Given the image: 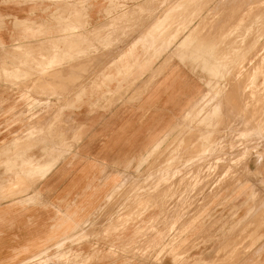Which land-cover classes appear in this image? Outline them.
<instances>
[{
	"label": "rangeland",
	"instance_id": "rangeland-1",
	"mask_svg": "<svg viewBox=\"0 0 264 264\" xmlns=\"http://www.w3.org/2000/svg\"><path fill=\"white\" fill-rule=\"evenodd\" d=\"M1 6L21 7L24 18L37 6L40 14L35 21L27 18V27L0 14V31L12 35L3 40L5 47L0 44V158H19L18 164L3 166L7 180L0 202L43 203L38 187L48 171L27 166V135L34 146L52 148L56 159L50 160L58 161L82 141L81 127L92 133L116 108L128 109L125 121L136 143L147 127H163L146 142L158 141L160 148L137 172L114 174L121 180L93 212L89 203L75 200L56 206L44 234L0 264H264V0H0ZM88 13L90 28L106 23L99 28L107 29V38H92L78 51L80 41L73 37L60 72L10 68L15 39L28 29H34L30 35L57 37L61 27L70 32L66 19L72 28L84 29ZM138 36L144 37L120 53ZM112 60L154 69L127 78L120 91L98 92L92 102L74 100ZM170 72L180 77L170 79ZM161 79L154 91L160 94L148 101ZM187 94L180 117L178 102ZM174 122L172 134L161 138ZM32 152L41 154L38 147ZM97 187L86 199L95 197ZM237 187H244L243 193H229ZM80 211L86 218L79 222ZM61 225L71 229L70 240L54 237L51 229Z\"/></svg>",
	"mask_w": 264,
	"mask_h": 264
},
{
	"label": "crops",
	"instance_id": "crops-1",
	"mask_svg": "<svg viewBox=\"0 0 264 264\" xmlns=\"http://www.w3.org/2000/svg\"><path fill=\"white\" fill-rule=\"evenodd\" d=\"M29 6L30 4H28L27 8H29ZM3 8L4 7L2 6L0 7V10L4 11H0L2 12L0 14L4 16L12 15L14 18L16 17L18 22H23L22 25L26 27L29 20H34L33 18L37 17L35 15L40 14V11L36 9L37 6H33V10L31 11H27L28 15L27 17L25 16V18L20 12L21 7H18V9L15 10L6 11ZM51 14L52 13H50V15ZM88 15L89 13L86 18H84V29L72 28L69 23L70 20L66 19L68 25L71 27L70 32L67 34L66 29L61 27L57 37H54V34L42 33V31L40 33L30 35L29 32H33L34 29H32V31L31 29H28L26 35L21 34L22 38L20 36V39H15L16 42L13 44L14 48L12 49V53H15L14 55L16 56V59L12 61L13 63L10 65V68L16 70H20L22 68H25L26 70L31 68H47L55 70L52 71L53 73L58 71L60 72V68L67 66L66 63L68 62L64 61L62 57L66 56L65 52L67 48L70 47L73 37L79 39L80 41L75 49L78 51L82 50L78 49L79 46L89 43L92 38L99 37L101 39L102 36L107 38V35H105L108 32L107 29L103 32L99 28L106 23H103L98 27L90 28L89 21L87 19ZM51 19L53 18L50 16L49 20ZM57 26H59V24H57ZM5 30L8 29H1L0 31V44L3 47L6 46L4 41L8 40L9 37L12 36L11 33L6 32ZM63 37L66 38L62 40L61 38ZM143 37L138 36L124 51L120 53L125 54L128 48L135 45V43ZM116 41H118V39H114V41L112 40V42H109L107 46H112ZM35 42H39L37 47L40 46L39 48H41H37L38 55L34 53L35 45H33V43ZM31 45L33 46V49L30 48ZM44 49L47 51L44 52ZM87 55L88 54H82L80 57ZM133 65L135 64L130 60H112L107 65V68H105L106 71H102L99 74V80H94L89 84L83 85L78 92L80 98L74 100L86 101L85 99H88L87 101L92 102L93 100L91 98H93L98 92H102L105 93L103 95H107L120 91L123 88V81L127 80V78H130L131 76L141 77L148 72H152L154 69L153 66L150 65V67H148L143 63H139V67H134ZM126 70H131V72L127 75V77H125V79H119L121 78V74L125 76ZM160 70L158 72L155 71L156 73L154 72L153 77H155ZM170 73V79L175 76L180 77V74L178 73L176 75L175 72ZM159 75L160 77L164 76L162 72ZM153 77L151 76L152 79ZM113 83H116L117 85H112ZM161 84H163L162 79L153 87V90H150L148 101L154 100L157 95L160 94L157 93V91H154L158 89ZM189 97V94H187L182 102L181 100L178 102L177 108L180 117L184 112H180V110L188 105L186 103L188 102L187 99H189ZM146 104L147 103L143 102V104L137 106V108L142 110ZM126 113H129L128 109H114L110 114L106 115L107 118L102 120L92 133L87 132V130H84L83 127H81L79 130L83 138L82 141L78 144L76 143V147H74V149L72 148L70 154L67 153L66 155H63L64 153H62V157H60L58 161L50 160V158L56 159L51 157L52 148L47 149L46 147L48 146L40 144L34 146L32 144L33 138L27 135V166L32 165L33 167H39L40 170H42V173L48 171L47 176L45 178L43 177L44 180L39 181L38 187H42L43 203L23 205L21 203H17L13 199H7L0 202V260L8 259L13 254L17 253L18 248L28 245L34 235H43L45 230L49 228L56 217V206H60L62 208L67 204V202L72 200H75L80 205H87L88 203L99 205L103 195L114 187L113 184L115 180H121V178L113 177L114 174L123 176L129 175L131 170L137 172L146 156L153 150L160 148L158 146V141H155L151 145L146 144V142L151 132L160 130L163 126L157 125L154 127H147V131L146 129L143 131V139L136 143L137 141L134 140L133 133L130 131L127 121H125ZM175 126L176 122H174L165 131V133L161 135V138H167L168 135H171ZM29 130L27 133H29ZM135 134L136 133H134V136ZM36 147L40 149V155L32 152ZM45 155H47V157ZM51 162L55 165L48 168H42L40 166L41 164H51ZM18 163L19 158L14 156H11L10 158H0V186L7 180L6 169L3 166ZM134 166H137V168ZM32 172H34V170H30L28 174H31ZM96 186L98 187L95 192V197L89 200L86 199V194L89 191L91 192V190ZM243 188L244 187H237L230 190L229 193H243ZM34 192L35 190H32V192H28L27 194H33ZM250 209L253 210L251 205H249L247 211L249 215L251 214Z\"/></svg>",
	"mask_w": 264,
	"mask_h": 264
},
{
	"label": "bare ground",
	"instance_id": "bare-ground-1",
	"mask_svg": "<svg viewBox=\"0 0 264 264\" xmlns=\"http://www.w3.org/2000/svg\"><path fill=\"white\" fill-rule=\"evenodd\" d=\"M204 18V17H203ZM193 21V20H192ZM206 22V21H205ZM204 22V23H205ZM191 25V24H190ZM201 26V25H200ZM199 29V28H198ZM197 32V31H196ZM194 34V33H193ZM199 36V35H198ZM181 41V40H180ZM225 42H227V41H225ZM230 42V41H229ZM232 43V42H231ZM227 44V43H226ZM181 46V45H180ZM187 46V45H186ZM23 58V57H22ZM67 61V60H66ZM28 73H29V71H27ZM251 74V73H250ZM27 75V74H26ZM250 78V77H249ZM255 78V77H254ZM250 85V84H249ZM250 87H251V85H250ZM204 94V93H203ZM199 97H201V96H199ZM259 97H261V96H259ZM194 105H195V103H193ZM190 108H192V107H190ZM219 146H221V145H219ZM214 149V148H213ZM67 152H69V151H67ZM210 154V153H209ZM208 154V155H209ZM61 157H62V155H61ZM64 157V156H63ZM95 195V194H94ZM20 203V202H19ZM71 203V202H70ZM75 203V202H74ZM89 206H91V208L89 209V210H91V212H93L95 209H96V206L97 205H93L92 203H89ZM92 206H93V208H92ZM89 208V207H88ZM58 213H60V211H58ZM80 216H79V218H77V217H75L76 219H77V221H84L85 220V218H86V216L84 215V213H83V211H80ZM65 216H68V213H66V215ZM69 217V216H68ZM71 218V217H70ZM69 218V219H70ZM71 220V219H70ZM62 221V220H61ZM65 221V220H64ZM68 221V220H67ZM71 222V221H70ZM170 225V224H169ZM61 227H64L63 225H61V226H55L54 227V229H51V231L53 232V235H54V237L56 236L57 237V235H59V234H61V236L62 237H60L59 238V240L60 241H67V240H70V237H69V235H70V231H71V229L69 228V227H64V228H61ZM56 230H58L57 232H56ZM153 232V231H152ZM141 237V236H140ZM86 238H88V237H86ZM82 240H83V238H82ZM141 240V239H140ZM125 243V242H124ZM137 243V242H136ZM137 248V247H136Z\"/></svg>",
	"mask_w": 264,
	"mask_h": 264
}]
</instances>
